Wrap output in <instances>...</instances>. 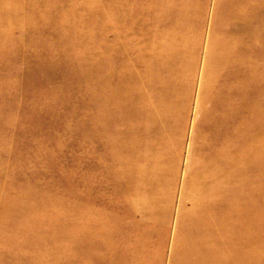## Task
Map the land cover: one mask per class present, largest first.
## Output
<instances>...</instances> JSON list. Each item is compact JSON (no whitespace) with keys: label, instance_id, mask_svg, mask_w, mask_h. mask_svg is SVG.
Returning a JSON list of instances; mask_svg holds the SVG:
<instances>
[{"label":"rangeland","instance_id":"rangeland-1","mask_svg":"<svg viewBox=\"0 0 264 264\" xmlns=\"http://www.w3.org/2000/svg\"><path fill=\"white\" fill-rule=\"evenodd\" d=\"M240 1L237 5L239 0H0V264L9 263L4 256L8 246L15 247L14 261L22 257L21 264H57V257L58 264L94 261L85 258L92 247L86 248L84 242L87 237L90 243L98 237L96 229L106 232L123 221L126 214L119 207L124 198L116 187L125 181L119 169L134 172L127 181L129 188L141 185L136 175L140 176L142 163L138 158L144 156L146 171L164 159L165 179L170 183L158 191L154 215L137 219L140 227L130 233L148 244L137 264H192L196 238L187 223L189 215L181 216L188 170L191 163L196 166L204 158L201 151L209 153L204 150L209 144L218 153L235 145L234 151L240 152L243 144L240 139H228L230 122L212 133L210 119L203 115L204 86L207 80L213 82L208 85L211 102L224 94V82L243 91L247 81L264 73V47H259L264 46V36H260L264 25L249 21L264 20V0ZM245 14L242 40L240 31L232 34V29L239 28L236 20ZM230 20L235 23L229 24ZM131 32H135L133 38ZM230 34L234 36L229 38ZM255 41L257 47L245 44ZM250 54L256 61L246 60ZM230 56L238 59L237 80L229 77ZM53 63L58 68L47 71ZM253 63L250 74L245 65ZM43 66L46 70L41 72ZM120 77L126 84L123 88L130 89L139 102L157 100L163 79L177 78L184 102L167 111V121L159 122V131L150 135L144 130L146 120L138 115L125 118L116 106H102L105 99L111 103L126 100L110 92ZM259 88L252 84L248 93ZM181 93L174 91L177 100L182 99ZM93 99L96 105L91 104ZM92 113L96 115L93 127ZM254 121L250 117L245 122L249 126ZM123 131L129 135L127 144L117 140ZM211 134H224L226 139L201 141ZM195 143L203 146L192 157ZM106 145H110L108 150ZM104 152L114 162L107 165L109 182L99 196L92 186L103 172L99 168L109 160ZM256 157L264 158V139L250 145V159ZM257 159L249 174L247 201L242 193L232 197L219 186L215 190L231 206L222 209L220 203L214 221H223L224 211H229L226 216L231 212L235 225L232 231L219 233L224 231L220 264H264V169ZM235 177L229 176L227 187ZM190 205L186 200L185 206ZM101 222L110 224L105 228ZM246 238L253 246L240 243ZM75 240L80 241L78 247H74ZM26 245L28 249L22 250ZM77 254L82 255L79 262ZM210 255L215 257V250Z\"/></svg>","mask_w":264,"mask_h":264},{"label":"bare ground","instance_id":"bare-ground-1","mask_svg":"<svg viewBox=\"0 0 264 264\" xmlns=\"http://www.w3.org/2000/svg\"><path fill=\"white\" fill-rule=\"evenodd\" d=\"M241 3H243V1L239 0L237 5H240ZM238 18L239 19L236 20V23H238L240 26L239 28H237L236 31L232 29V34H235L238 31H240L237 34L241 35L242 36L241 39L243 40L244 38L243 33H245V31H242L240 29H242L244 22H246L247 20V17L245 14V16ZM253 19L261 21L264 25V20L261 19L250 18L249 21ZM227 22L229 24L231 23L234 24L235 20L234 21L230 20ZM130 34H131V38H133L135 32H131ZM232 34L228 35V37L230 38ZM260 36H264V32L260 33ZM245 44L248 45L249 47H253V46L257 47L259 45V43L256 41L254 42V44L248 42H245ZM259 47L263 48L264 46L262 45ZM249 51L251 52V50ZM129 55L131 56V54L129 53L126 54V56L128 57ZM246 60L253 62L256 61L253 59L251 54L249 58ZM237 61H238L237 58L235 59V57L230 56L228 58V62L226 63V65L229 66L228 69V73L230 74L229 77L230 78L236 77L235 78L236 80L238 79L237 75L241 73ZM4 62H6V60H4ZM216 64L218 65V60H216ZM53 67L58 68V65H54V63L49 65L47 67V71L48 70L51 71ZM246 68L249 69L250 70L249 73L252 74L253 72L252 70L254 69V63L251 64V66L245 65V70ZM44 70H46V68L43 66L41 72H44ZM128 78L132 79L130 77ZM121 79L122 77L119 78V81L117 82V84H115L116 85L115 88L111 89L110 92L111 94H115L116 97L118 95H122L121 98L125 97L126 100L123 102L113 101V103H111V101L105 99L102 101L103 102L102 106L107 105L108 107H114V108L116 106L118 108L117 111L122 112L123 113L122 117L125 118L129 116L138 115L137 117L139 119H142V121L146 120L147 124H145L144 130H146L150 135H154L156 134V132L159 131L158 128L161 126L159 125V122H161L163 119L164 121H167L166 118H168V114H165L167 111H169L170 109L171 110L174 109L176 105L179 104L180 100L181 102L182 101L184 102V90H182V93L179 91L178 87L180 85L179 83H177L179 82L177 78L171 80L170 78L165 77L162 81L161 87L158 88L160 90V92L158 93L160 94V96H158L157 100L150 102L146 100H141L140 102L136 101L134 97H132L133 93H131V90L123 88L126 86V84L123 85L124 80L122 81ZM254 80L255 81L251 80L250 82L247 81V85L251 86L253 84L254 86L255 84L256 87L259 85L260 88L258 92L256 91V93L255 92L248 93L249 91L248 86L243 91H240L239 89L236 88L237 87L236 85L233 86V85H229L228 82H224L221 87L224 94L222 96H216L212 98L211 102L208 101V94H210L208 91V85L213 84V82L210 83L209 80H207L209 84H207V86H204L203 95H202V101L204 104L202 103L201 104L202 107L204 105L203 115H205L206 118L210 119L211 129L214 130L212 131V133L218 132L224 124L230 122L232 126L231 129L232 133L230 135L231 138L228 139H240L239 141H241L243 144H242V150H240V152L234 151L235 149H237L236 145L233 146L234 149L233 147L227 148L225 152H221V153L216 152L215 149L212 148L211 144L209 143H208L209 146L206 149H204V150L209 149V153H206V151L202 153L201 150L203 144L199 145L195 143L191 147L190 152L192 157L195 155V153H198V151L199 152L201 151V155L204 156L203 159L201 158V160L198 161V164L196 166L192 165L191 163L192 167L190 166V169L188 170L189 172L188 178L182 196L183 201L181 206V212H182L181 216L182 218H186V216L189 215V219H188L189 222L187 223L188 226H191V230L194 231L196 238L194 243L197 246H194L195 252L191 256L192 264H220L221 261H219V256L221 255L218 254V251L220 250V242L222 241L224 231H228V230L232 231V229H235V225L231 219L232 217L231 212L226 216V212L229 211H224L223 216L221 215L222 216L221 218H224L223 221H218L217 219L216 221H214V218H216V214L215 215L213 214L215 210L220 209L219 208L220 203H222V209L226 208L228 210V208H230L231 206L229 205L226 199L221 201L220 197H222V193H220L221 195L215 194L216 188L219 186L221 190H223L225 195L226 193H229L230 194L229 196L232 197H234V195L236 196L242 193L245 196L244 199L247 201V196L249 193L248 190L250 189L249 182L252 179L251 176H249V174L253 173L252 170L254 166V161L255 159L258 158L256 157L255 159H250V145L256 139H264V73L262 74V76H259L257 78L255 77ZM225 83L228 84L229 86L224 85ZM235 83L237 82H234L233 84ZM146 86H148V84L144 85V87ZM174 91L176 92V94L178 92L183 94L182 99L179 98L177 100L178 96L175 97ZM213 99H214L213 103H215L214 105L212 104ZM91 104L96 105L94 99L92 100ZM95 116H96L95 113H92L89 120L91 122L92 127L94 124L93 120H95L94 119ZM250 117H254L255 121L251 124H248L249 126H247L245 121L248 120ZM242 121L244 122L242 123ZM87 123L89 124V122H86L82 125L84 126ZM244 124H246V126L243 127ZM240 127H242V130H238V131L235 130L236 128H240ZM174 128L175 127L172 126V129ZM120 134L122 135L121 139H117V140H119V142L123 144L125 143L127 144L128 140L126 141V139L129 138L128 133L126 131H123ZM219 135H215V134H211L209 136L206 135L203 136V138H201L202 139L201 141H203L204 139H207L208 141L212 140L210 141L211 143V142H217V139H226L225 138L226 135L223 134L221 135V137H219ZM165 141L163 142L164 147L166 146ZM115 143H118V141L113 140V144ZM158 143L162 144L161 141ZM153 147L154 145L151 143V148ZM109 148L110 145L105 146V149L108 150ZM199 148L200 150H197ZM165 151L166 148H164L163 152ZM167 153L168 152H166V154ZM103 154H104V158H107L109 160H106L107 163H104L105 165L103 167L100 168L98 167L99 169L103 168V172L98 178L96 177L94 178V184L92 186L98 192L99 196L101 195L102 192L104 194L106 184L107 182H109L107 176L108 169H106L107 165H110V163L114 162L113 157L110 156L108 158L107 152H104ZM206 154L210 155V159H207ZM161 159L164 160L163 158ZM261 159H257V160L263 163L262 169H264V161H263L264 158L261 157ZM138 160L139 161L142 160V163H141V167L138 168L140 176L138 174V176L136 175V177L142 179V182L141 185H136L135 187L133 186V188L131 187L129 188L127 181H130L132 179L134 172H131L130 170L125 171L122 168L119 169V167H117V169H119L120 176H122L125 181L122 183L123 186L117 183L119 186L116 187L117 189H120L121 198H124V205H122L123 207H119V208L122 209V211L126 215H124L122 222H118L114 226H110L106 232L102 230L103 232L99 233L96 229L95 233L98 235V237H95L96 239L91 238V243H90V238L87 237L88 242L87 241L84 242V246L86 248L92 247V249L86 252L88 256L86 255L84 256L85 258L87 257L88 259L92 258L94 259V261L89 260L86 264H92L93 262H95V264H133L136 262L137 264L138 262H140L139 256L142 255L143 252L146 253L148 251L147 248L148 244L144 241H141L140 238L138 237L133 238L130 235V233L132 234L136 230V228L138 229L139 224H137L138 223L137 219H139L140 217L144 218L143 215L147 217H152V215H154L156 210L155 207H157L159 203L158 191L162 189L164 185H166V183L169 182L168 179L167 180L165 179V177L167 176L165 175V172L166 170L168 171V168L165 167V165L162 163V160H160L159 162L157 161L155 165L151 164L149 171H146L148 163L146 162L145 156L138 158ZM115 171H117L116 175H118V170L115 169ZM231 174H235L236 177L233 179L234 182L233 183L230 182L229 186L227 187L226 181L227 179H230L229 176ZM236 180L238 181L235 182ZM113 188H115V186H113ZM160 192H162V190H160ZM103 200L107 201L108 198H103ZM186 200H190L191 202L190 207L185 206ZM235 204L236 206H238L237 203ZM232 210H234L235 212V209L233 207ZM156 213L158 212L156 211ZM133 215L137 216L138 218H135ZM128 216H131L134 219H130V218L128 219L127 218ZM218 218L220 217L218 216ZM193 219L195 221H193ZM128 221H132L131 225L129 226L127 224ZM121 223L123 224V227L120 226ZM108 224L102 223V225H104L105 228L108 226ZM221 230L224 231L221 233L220 235L221 238H220L219 233ZM217 238H220L221 240L218 241ZM242 240L243 239L240 240V243L241 244L245 243V245L249 241V239L247 238L243 240V242ZM127 241H128L127 243L128 245L125 247L124 244ZM79 243L80 241L75 240L74 247H78ZM226 244L227 242L224 243V245ZM252 244H254V242L250 241L247 244V246L251 247ZM14 248H15L14 246H8V248L4 252V256H6L5 258L9 257V259H7L9 261L8 264H12V262L13 264L23 263L21 262L23 260L22 257H20V259L16 257L18 260L17 261L15 260L16 262L14 261L13 258V256H15ZM26 248L28 249L27 245L26 247L21 249L27 250ZM214 250H215V257L210 255L211 252H214ZM224 251L226 252V250ZM95 253L97 254L96 257L91 255ZM77 255L78 256H76L77 259L76 262H79V260H81L82 255L81 256L79 254ZM79 256L80 259H78ZM229 258H231L232 260L234 256L232 255V257ZM57 259L56 261H58L57 262L58 264L59 260Z\"/></svg>","mask_w":264,"mask_h":264}]
</instances>
